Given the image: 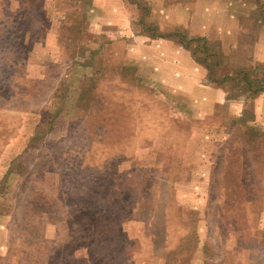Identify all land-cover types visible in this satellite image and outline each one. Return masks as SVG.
I'll return each instance as SVG.
<instances>
[{"label":"rangeland","instance_id":"1","mask_svg":"<svg viewBox=\"0 0 264 264\" xmlns=\"http://www.w3.org/2000/svg\"><path fill=\"white\" fill-rule=\"evenodd\" d=\"M0 264H264V0H0Z\"/></svg>","mask_w":264,"mask_h":264},{"label":"trees","instance_id":"2","mask_svg":"<svg viewBox=\"0 0 264 264\" xmlns=\"http://www.w3.org/2000/svg\"><path fill=\"white\" fill-rule=\"evenodd\" d=\"M250 85L258 87V90L263 88L262 84L260 85V83H258L257 81L250 82Z\"/></svg>","mask_w":264,"mask_h":264}]
</instances>
